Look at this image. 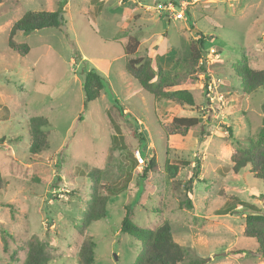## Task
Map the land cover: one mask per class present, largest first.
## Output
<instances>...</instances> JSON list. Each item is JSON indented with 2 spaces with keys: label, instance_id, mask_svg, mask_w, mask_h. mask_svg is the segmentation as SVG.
Instances as JSON below:
<instances>
[{
  "label": "rangeland",
  "instance_id": "374dc122",
  "mask_svg": "<svg viewBox=\"0 0 264 264\" xmlns=\"http://www.w3.org/2000/svg\"><path fill=\"white\" fill-rule=\"evenodd\" d=\"M169 2L178 9L186 3L184 19L155 9ZM57 10L64 11L62 29L17 32L14 41L28 45L26 54L9 46L13 25L27 12ZM131 37L140 43L133 58L177 75L171 90H190L193 107L155 102L140 88L125 69L123 47ZM201 38L205 51L196 63ZM242 66L264 70V0H2L0 264H26L34 238L48 264H80L89 242L91 264H134L140 243L121 232L127 206L141 227L168 223L185 264H264L257 242L244 236L249 208L242 205L264 213V181L250 167L234 172L231 160L264 125V87L245 92L235 74ZM84 69L106 82L90 103ZM40 117L49 122V147L32 154L30 120ZM175 117H197L200 124L186 136L167 137L164 127ZM134 127L146 143L133 136ZM142 153L157 161L147 177ZM167 164L176 169L167 171ZM129 171L131 181L109 196L104 218L88 222L92 175L107 196L104 187L124 185ZM190 180L192 209L182 206Z\"/></svg>",
  "mask_w": 264,
  "mask_h": 264
},
{
  "label": "trees",
  "instance_id": "16d2710c",
  "mask_svg": "<svg viewBox=\"0 0 264 264\" xmlns=\"http://www.w3.org/2000/svg\"><path fill=\"white\" fill-rule=\"evenodd\" d=\"M2 3V0H0ZM166 18L169 19L166 15ZM65 26L64 11L57 10L49 11H29L21 19H19L12 28L9 46L20 52L26 54L29 47L26 44H17L14 41V36L17 32L30 34L42 29L55 28L62 29ZM199 50L197 51L195 62L198 63L204 55L205 51V38L198 41ZM140 43L136 38L131 37L128 43L123 47L126 57L125 69L129 75L133 76L139 81L140 88L149 93L155 102L161 100H169L178 106L195 105V98L190 90H171L176 85L178 79L177 75L165 71L159 64H154V61L146 58H133L138 52ZM79 60V58H76ZM237 77L241 78L245 92L252 93L260 87H264V70H254L247 66L237 67L235 69ZM207 83L209 77H207ZM85 103H90L97 100L101 96V92L106 87L105 79L99 75L95 70L84 69V80L82 83ZM118 103V101L116 102ZM118 106H115L117 108ZM121 114L125 113L123 107L117 108ZM200 124L197 117H175L172 122L164 127V132L167 137L173 135L186 136L191 129H195ZM31 131V146L30 151L32 154H40L49 147L47 140V133L45 128L49 125L47 119L33 118L30 120ZM229 134L231 130L228 129ZM134 137L140 140V143H146L144 136L138 132L137 127H134L132 133ZM204 135L201 136V138ZM5 138L0 139V144H4ZM143 143V144H144ZM144 158L145 169L142 176L147 177L157 167V161L153 157L148 160L145 154L142 153ZM233 163V170L239 173L246 167H250L254 177L264 181V125L258 133L257 140L251 142L247 147H238L231 157ZM137 163V161H136ZM180 165H188L186 161H178ZM135 168L134 166L132 169ZM176 169L173 165H166V170L171 172ZM199 169V167L197 168ZM173 172V171H172ZM198 173V170H197ZM132 172L129 171L124 185H107L104 187L107 196L102 195L96 187L100 178L98 175L93 176V203L95 208L91 209L88 222L100 220L104 218L106 205L109 196H117L124 191L131 181ZM197 175V174H196ZM192 181L190 180L185 188L187 190L186 200L182 206L188 209L193 208L191 199L188 197L191 193ZM6 182L0 172V190L5 186ZM96 184V185H95ZM242 205L249 208L245 214V231L244 236L254 239L258 244L257 253L259 257L264 260V213H261L256 205L249 203H242ZM228 212L223 214H227ZM133 210L131 207H126V214L121 222V232L128 234L133 239L140 243V254L134 264H185L186 252L185 249L176 243L173 239L172 229L168 223L159 226L156 229H149L141 227L133 221ZM5 242V239H4ZM93 248L94 244L89 242L84 244L80 253V264H91L93 262ZM239 253V252H238ZM240 254V253H239ZM49 255L46 252L45 246L38 238H34L30 242L29 255L26 264H48ZM204 261H195L190 264H202Z\"/></svg>",
  "mask_w": 264,
  "mask_h": 264
},
{
  "label": "built area",
  "instance_id": "2783aa9c",
  "mask_svg": "<svg viewBox=\"0 0 264 264\" xmlns=\"http://www.w3.org/2000/svg\"><path fill=\"white\" fill-rule=\"evenodd\" d=\"M186 3H181L179 9L177 8L178 6L176 5V3L174 2H169V3H165V4H157V6L155 7V9L160 12L163 13L164 15H166L169 18H173L176 20H182L185 18L184 15V8Z\"/></svg>",
  "mask_w": 264,
  "mask_h": 264
},
{
  "label": "crops",
  "instance_id": "0c3cea01",
  "mask_svg": "<svg viewBox=\"0 0 264 264\" xmlns=\"http://www.w3.org/2000/svg\"><path fill=\"white\" fill-rule=\"evenodd\" d=\"M139 50V49H138Z\"/></svg>",
  "mask_w": 264,
  "mask_h": 264
}]
</instances>
